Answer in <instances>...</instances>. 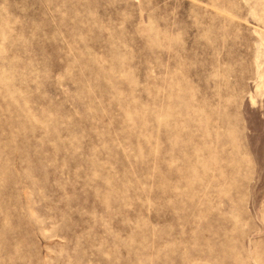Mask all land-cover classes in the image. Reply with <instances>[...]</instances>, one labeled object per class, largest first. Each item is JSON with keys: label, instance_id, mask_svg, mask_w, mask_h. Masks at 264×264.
Segmentation results:
<instances>
[{"label": "rangeland", "instance_id": "obj_1", "mask_svg": "<svg viewBox=\"0 0 264 264\" xmlns=\"http://www.w3.org/2000/svg\"><path fill=\"white\" fill-rule=\"evenodd\" d=\"M0 264H264V0H0Z\"/></svg>", "mask_w": 264, "mask_h": 264}]
</instances>
